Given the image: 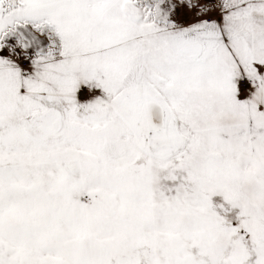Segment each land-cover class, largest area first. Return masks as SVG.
I'll list each match as a JSON object with an SVG mask.
<instances>
[{"label":"snow or ice","instance_id":"snow-or-ice-1","mask_svg":"<svg viewBox=\"0 0 264 264\" xmlns=\"http://www.w3.org/2000/svg\"><path fill=\"white\" fill-rule=\"evenodd\" d=\"M0 264H264V0H0Z\"/></svg>","mask_w":264,"mask_h":264}]
</instances>
